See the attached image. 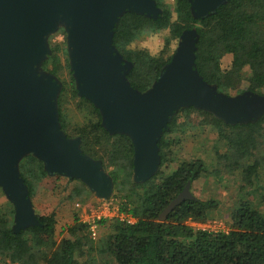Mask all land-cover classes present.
Listing matches in <instances>:
<instances>
[{"label":"trees","instance_id":"1","mask_svg":"<svg viewBox=\"0 0 264 264\" xmlns=\"http://www.w3.org/2000/svg\"><path fill=\"white\" fill-rule=\"evenodd\" d=\"M171 1L169 4L166 0H155L161 11L157 18L127 11L115 26L114 46L124 62L130 64L127 74L130 85L140 93L152 89L173 59L172 43H179L185 32L194 30L197 33L196 70L209 85L229 96L264 95V0H228L216 13L201 19L195 18L190 0ZM164 31H168V36L157 56L132 48L133 43L143 37ZM59 47L50 50L41 66L42 72L56 78L71 67L69 60L66 67L62 66ZM226 55L233 56L229 70H223L221 65ZM71 79L66 87L71 88L75 99H79L78 108L87 122L77 127L69 125L65 115L68 93L65 87L57 100L61 128L68 138L77 137L82 141L85 155L102 162L115 187L118 186V194L126 193L122 196L126 203L121 205L120 213L129 215L135 222L118 218L96 242L92 238L91 224L75 215L73 226L68 228L71 238L58 242L55 214L37 215L39 226L16 232L15 207L11 203L14 208L9 216L0 215V258L3 262L82 264L78 255L88 254L93 264L97 253L108 256L116 264H264V214L255 205L256 193L248 190L261 175V193L264 194V115L256 122L230 125L201 109L180 110L159 141V171L148 182L136 183L133 180L135 149L131 138L108 132L100 110L79 96L73 72ZM230 91L237 93L233 95ZM192 113L198 115L201 125L217 130L220 141L227 147L225 154H219L220 159L228 169L241 171L244 184H247L241 188L227 231L196 229L190 225L206 223L220 209L218 200L199 198L193 194L192 187L194 199L183 201L165 221H159L189 182L193 186L209 173L201 159L184 162L167 173L173 146L168 136L184 126L179 124L182 114L190 116ZM20 172L31 200L40 185L52 190L64 178L49 175L44 163L33 154L21 161ZM81 186L75 191L77 196L88 189L83 182ZM106 224L107 221L102 220L99 227Z\"/></svg>","mask_w":264,"mask_h":264},{"label":"water","instance_id":"2","mask_svg":"<svg viewBox=\"0 0 264 264\" xmlns=\"http://www.w3.org/2000/svg\"><path fill=\"white\" fill-rule=\"evenodd\" d=\"M195 18H206L228 0H190ZM127 11L157 18L155 0H0V187L15 207L16 232L39 226L20 163L33 154L47 173L83 182L99 198L114 189L101 161L85 155L82 141L70 139L59 120L60 82L41 71L51 53L49 37L67 31L71 69L78 94L92 102L111 134L131 138L134 180L145 183L159 171V141L180 110L194 107L230 125L258 121L264 95L229 96L196 70L197 33L185 32L173 59L146 93L128 82L130 64L114 46V29ZM189 182L166 208L194 199Z\"/></svg>","mask_w":264,"mask_h":264},{"label":"rangeland","instance_id":"3","mask_svg":"<svg viewBox=\"0 0 264 264\" xmlns=\"http://www.w3.org/2000/svg\"><path fill=\"white\" fill-rule=\"evenodd\" d=\"M166 1L167 3L169 2V0ZM65 30L64 27H60L48 40L50 50L56 46H60L58 54L61 59V64L64 67H66L68 60V63L71 65L67 40L68 34ZM167 36L168 31L145 36L141 40L133 43L132 48L147 50L151 55L157 56L163 49ZM178 46V41H174L171 52L175 53ZM232 62L233 56L226 55L221 62L222 69L229 70ZM70 70L65 69L63 74L58 77L59 79L55 76L60 82L62 89L70 84L72 80V71ZM67 89L65 115L69 125L77 127L78 125L85 124L87 122L85 115L78 108L79 99L73 97L71 88ZM229 93L235 95L237 92L230 91ZM198 118L196 113H192L190 116L182 114L179 117V124L184 126L179 131L177 130L168 136L173 141V146L170 157L171 167L167 173L178 168L184 162L196 159L203 160L208 167L209 173L193 184L192 192L197 197L205 200H218L220 202V209L206 223H190V225L196 229L227 231L231 227V213L237 207L241 188L247 186V184H244L241 171L228 169L225 161L220 159L219 154H225L227 147L224 142L220 141L217 130L210 125H201ZM75 139L78 138L76 137ZM106 172L109 174L108 171ZM262 185L263 176L259 175L255 179V186L248 188V190L256 193L255 205L264 214V194L261 193ZM77 188H82L81 181L73 179L69 182V178L64 177L58 184L56 183V186L52 190L40 185L35 197L32 199L33 207L37 215L50 216L55 214L57 220L56 239L58 242L64 238H71L68 228L73 226L75 215H78L82 222L91 224L92 238L97 240L96 242L104 236L105 230L112 227L113 222L119 220L118 218H130L129 215L120 213L121 205L126 203V200L122 199V196L126 193L122 192L118 194V186L115 187V183L113 193L109 198H99L88 187L87 190H84L83 195L77 196L75 194ZM13 208L5 192L0 187V215L5 214L9 216ZM102 220H106L107 224L100 228L99 222ZM78 256L82 264H90L91 259L88 254L83 257L80 254ZM86 260H89V262ZM0 264H10V261L6 260L3 262V259L0 258ZM93 264L116 263L111 261L108 256L105 255L102 257L96 253V262Z\"/></svg>","mask_w":264,"mask_h":264},{"label":"built area","instance_id":"4","mask_svg":"<svg viewBox=\"0 0 264 264\" xmlns=\"http://www.w3.org/2000/svg\"><path fill=\"white\" fill-rule=\"evenodd\" d=\"M127 219H132L131 217L130 218H127ZM134 220V219H133ZM129 220L130 222H135V220ZM203 230H206V229H203ZM10 264H19V263H10Z\"/></svg>","mask_w":264,"mask_h":264}]
</instances>
